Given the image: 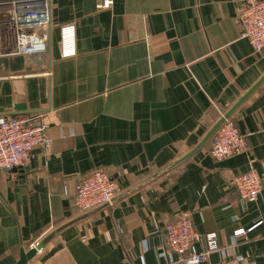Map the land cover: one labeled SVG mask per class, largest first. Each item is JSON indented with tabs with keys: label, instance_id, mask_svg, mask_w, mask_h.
<instances>
[{
	"label": "crops",
	"instance_id": "0c3cea01",
	"mask_svg": "<svg viewBox=\"0 0 264 264\" xmlns=\"http://www.w3.org/2000/svg\"><path fill=\"white\" fill-rule=\"evenodd\" d=\"M242 1L114 0L98 10L99 0H51L47 55L0 60V117L42 113L52 139L28 167L0 171V264H17L82 216L76 182L95 169L117 181L113 205L28 264H185L166 232L184 214L202 235L194 249L215 248L202 264H264V83L231 116L245 153L216 160L209 142L160 174L264 76V50L241 37ZM69 24L76 54L65 58L60 29ZM249 170L263 179L255 202L233 185Z\"/></svg>",
	"mask_w": 264,
	"mask_h": 264
},
{
	"label": "built area",
	"instance_id": "2783aa9c",
	"mask_svg": "<svg viewBox=\"0 0 264 264\" xmlns=\"http://www.w3.org/2000/svg\"><path fill=\"white\" fill-rule=\"evenodd\" d=\"M114 0H99L98 10H109ZM51 0H0V60L31 57L42 60L49 51L51 26ZM241 37L247 39L256 51L264 50V0H243L238 17ZM63 57L76 54L75 25L61 27ZM50 125L42 113L24 116L0 117V171L28 167L34 151L46 149L52 142ZM247 135L241 133L230 118L216 131L210 140L209 153L216 160L241 155L247 150ZM263 179L254 170L237 176L233 182L244 202H255L263 191ZM119 187L110 172L95 169L79 178L75 186L74 208L84 214L104 205H113ZM261 223V222H260ZM259 223V224H260ZM167 247L185 264H202L215 250L198 252L194 245L201 241L188 214H184L166 226ZM245 231L235 232L240 236ZM211 240V238H209ZM240 256L222 260L219 264H246Z\"/></svg>",
	"mask_w": 264,
	"mask_h": 264
},
{
	"label": "water",
	"instance_id": "95a60500",
	"mask_svg": "<svg viewBox=\"0 0 264 264\" xmlns=\"http://www.w3.org/2000/svg\"><path fill=\"white\" fill-rule=\"evenodd\" d=\"M264 83V76L263 78L257 83L255 84V86H253V88H251L242 98H240L238 100V102L236 104H234V106H232V108H230V110H228L226 112V114H224V116L211 128V130L208 132V134L205 136V138L202 140V142L194 149L192 150L188 155H186L184 158H182L181 160H179L178 162H176L174 165H172L171 167L163 170L160 174H163L165 172H168L169 170H171L172 168H174L177 165H180L181 163H183L184 161L188 160L189 158H191L192 156H194L197 152H199L200 150H202L211 140V138L213 137V135L216 133V131L220 128V126L228 119L231 118V116L235 113V111H237V109H239V107ZM115 201V199H114ZM113 201V202H114ZM109 205H104L101 206L99 208H96L92 211H89L85 214H83L82 216H80L79 218L69 222L68 224H66L65 226L59 228L58 230L54 231L53 233H51L48 237H46L44 240H42L41 242L37 243L36 246H34L33 248H31L28 252H21V256L19 261L17 262V264H28L29 261H31L37 254V252L41 249H43L56 235H58L61 231H63L64 229H66L67 227L74 225L92 215H94L95 213H97L98 211L108 207Z\"/></svg>",
	"mask_w": 264,
	"mask_h": 264
}]
</instances>
